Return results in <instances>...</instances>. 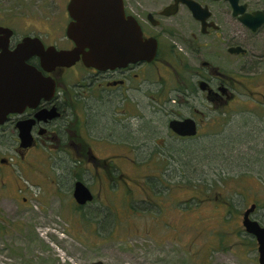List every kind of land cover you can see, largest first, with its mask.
<instances>
[{
    "label": "rangeland",
    "instance_id": "1",
    "mask_svg": "<svg viewBox=\"0 0 264 264\" xmlns=\"http://www.w3.org/2000/svg\"><path fill=\"white\" fill-rule=\"evenodd\" d=\"M57 2L0 0V25L59 29ZM261 36L254 51L264 58ZM247 68L255 72L241 78L240 116L223 127L203 120L194 138L166 137L158 158L167 165L150 166L158 154L137 152L141 141L124 143L128 157L106 158L108 171L102 157H79L77 172L94 194L85 205L73 199L68 160L42 158L34 167L48 183L26 193L10 179L0 199V264H259L255 238L241 222L255 203L251 215L264 226V102L252 98L264 101V59Z\"/></svg>",
    "mask_w": 264,
    "mask_h": 264
},
{
    "label": "flooded vegetation",
    "instance_id": "2",
    "mask_svg": "<svg viewBox=\"0 0 264 264\" xmlns=\"http://www.w3.org/2000/svg\"><path fill=\"white\" fill-rule=\"evenodd\" d=\"M69 1L60 0L64 22L59 29L17 31L0 25L12 30L9 52H15L25 37L33 38L31 46L22 51L31 69L28 103L7 113L0 111V199L7 196L3 192L8 191L10 179L18 194L47 184L46 171L34 167L45 157L60 158L63 163L68 160L70 168L66 164L64 170L72 191L81 180L92 194L77 172L79 157L93 162L102 157V167L108 171L106 158L128 157L131 150L126 142L141 141L137 152L144 154L149 148L150 157L158 154L150 166L167 165L158 158L166 137L194 138L203 120L212 127L220 122L223 127L230 117L240 116L241 78L255 72L248 66L264 59L254 51L264 22L254 31L241 21L246 14L255 22L263 19L264 0H123L126 15L137 20L143 38L157 41L151 60L97 68L79 56L69 66H51L36 53L37 44L57 51L74 47L66 35L71 21ZM52 2L58 7L57 0ZM235 46L242 50L232 51ZM239 58H246L242 65ZM252 98L262 106L263 100ZM185 118L196 123L193 137H182L169 127L171 120ZM150 141L158 142L151 146ZM28 199L23 196L24 201Z\"/></svg>",
    "mask_w": 264,
    "mask_h": 264
},
{
    "label": "water",
    "instance_id": "3",
    "mask_svg": "<svg viewBox=\"0 0 264 264\" xmlns=\"http://www.w3.org/2000/svg\"><path fill=\"white\" fill-rule=\"evenodd\" d=\"M67 11L71 21L66 35L74 43L70 50L44 49L38 42L36 53L45 64L69 66L81 56L88 66L97 68H115L129 62L149 61L157 49L153 37L143 38L142 30L131 15H126L123 0H70ZM238 11H234L237 14ZM241 21L252 30H256L264 18L253 21L246 14ZM12 33L8 27L0 26V111L5 113L15 109L18 104L28 103L26 88L31 69L24 62L26 55L22 51L31 46L33 38L27 36L15 52L7 50V42ZM241 51L240 46L230 48ZM170 129L180 136L193 137L196 132L194 119L171 120ZM72 196L77 205H85L93 199L89 188L78 180L73 186ZM256 204L252 203L242 213V227L256 239L259 264H264V226L251 217Z\"/></svg>",
    "mask_w": 264,
    "mask_h": 264
},
{
    "label": "trees",
    "instance_id": "4",
    "mask_svg": "<svg viewBox=\"0 0 264 264\" xmlns=\"http://www.w3.org/2000/svg\"><path fill=\"white\" fill-rule=\"evenodd\" d=\"M151 179H153V178H149V179H147V180H149V183L146 182L147 185H148V184H149V185L152 184V180H151ZM150 186H151V185H150ZM150 191H151V190H150ZM152 191H154V189H152ZM166 193H167V192H166ZM166 193H165V194H166ZM146 197H148L147 193H146ZM197 197H199V196L197 195ZM200 199H201V198H200ZM225 204H226V205H229V202H228V201H227V202L225 201Z\"/></svg>",
    "mask_w": 264,
    "mask_h": 264
}]
</instances>
